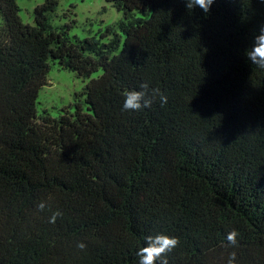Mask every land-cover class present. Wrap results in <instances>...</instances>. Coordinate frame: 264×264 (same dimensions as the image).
<instances>
[{
    "label": "trees",
    "instance_id": "16d2710c",
    "mask_svg": "<svg viewBox=\"0 0 264 264\" xmlns=\"http://www.w3.org/2000/svg\"><path fill=\"white\" fill-rule=\"evenodd\" d=\"M17 1L0 0V264H137L157 233L179 240L168 264H264V69L244 57L264 5L106 0L122 44L56 30L59 0L25 24ZM52 60L89 79L87 110L38 116ZM142 83L167 102L121 111Z\"/></svg>",
    "mask_w": 264,
    "mask_h": 264
},
{
    "label": "rangeland",
    "instance_id": "374dc122",
    "mask_svg": "<svg viewBox=\"0 0 264 264\" xmlns=\"http://www.w3.org/2000/svg\"><path fill=\"white\" fill-rule=\"evenodd\" d=\"M44 2L45 0H18L19 15L23 23L34 26L35 8ZM122 19L123 13L106 0H59L56 11L51 15V24L56 30L71 25L69 36L72 40H83L91 36L100 38L108 27H113L121 35L123 44L125 37L119 26ZM1 25L3 17L0 13ZM102 40L108 41L107 38ZM50 64L47 84L40 89L37 99L38 116L47 112L52 118L59 119L65 110L74 113L77 101L87 110L86 97L79 95L84 92L89 79L83 80L75 72L63 69L56 60L50 61ZM101 73L102 70L92 78Z\"/></svg>",
    "mask_w": 264,
    "mask_h": 264
},
{
    "label": "clouds",
    "instance_id": "9594fccd",
    "mask_svg": "<svg viewBox=\"0 0 264 264\" xmlns=\"http://www.w3.org/2000/svg\"><path fill=\"white\" fill-rule=\"evenodd\" d=\"M215 0H185L186 11H192L199 8L205 15L210 12V9ZM257 3L264 5V0H257ZM245 59L252 65L260 69H264V24L259 25L258 32L254 36L251 46L244 51ZM149 85L142 83L139 85L140 90L128 89L122 94L121 111L123 112H137L149 108L153 100L159 97L161 105L167 102V96L158 88L152 89L151 93L148 91ZM37 208L43 210L45 204L43 202L37 205ZM61 215L59 211H55L49 217V223H54L57 216ZM238 232L236 230L230 231L226 240L231 244L237 243ZM179 243L176 236L165 233H157L145 237V246L138 248L136 251L137 264H168V253H170ZM76 247L80 250L85 248L83 242H78ZM236 253L229 254L227 264H235Z\"/></svg>",
    "mask_w": 264,
    "mask_h": 264
}]
</instances>
